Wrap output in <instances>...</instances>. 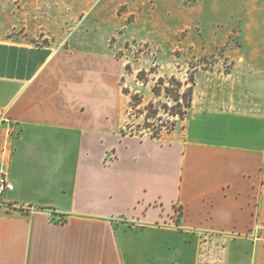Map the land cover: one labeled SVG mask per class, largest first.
Listing matches in <instances>:
<instances>
[{
    "label": "crops",
    "instance_id": "0c3cea01",
    "mask_svg": "<svg viewBox=\"0 0 264 264\" xmlns=\"http://www.w3.org/2000/svg\"><path fill=\"white\" fill-rule=\"evenodd\" d=\"M91 3L116 23L119 0ZM39 7L0 5V108L17 133L0 139L14 184L0 264H264V54L194 68L180 124L142 136L124 129L123 58L77 34L38 45L55 13Z\"/></svg>",
    "mask_w": 264,
    "mask_h": 264
},
{
    "label": "rangeland",
    "instance_id": "374dc122",
    "mask_svg": "<svg viewBox=\"0 0 264 264\" xmlns=\"http://www.w3.org/2000/svg\"><path fill=\"white\" fill-rule=\"evenodd\" d=\"M93 2L0 0V5L5 4L8 11L24 4L34 9L40 4L54 8L53 26L44 32L47 37L32 39L38 45L56 46L60 41L68 45L77 34L89 38L92 46L113 48L112 52L126 62L121 85L128 133L151 136L159 132L160 136L174 130L184 117L172 114L183 110L173 96L191 85L189 76L194 68L227 70L240 54H264V0H119L114 25L100 23L94 13L88 15L84 4ZM128 4L139 6V12L126 15ZM103 13L106 19L115 15ZM32 19L48 20L50 16L42 11L33 13ZM3 197L0 194V203Z\"/></svg>",
    "mask_w": 264,
    "mask_h": 264
},
{
    "label": "built area",
    "instance_id": "2783aa9c",
    "mask_svg": "<svg viewBox=\"0 0 264 264\" xmlns=\"http://www.w3.org/2000/svg\"><path fill=\"white\" fill-rule=\"evenodd\" d=\"M16 123L6 114L4 108H0V139H1V132L4 131L7 136H12L17 134L16 130ZM4 152V148L0 146V154L2 155ZM14 188V184L8 178L7 173L5 170L0 167V194H4L6 192L12 191ZM178 209L174 208V212L176 213Z\"/></svg>",
    "mask_w": 264,
    "mask_h": 264
},
{
    "label": "trees",
    "instance_id": "16d2710c",
    "mask_svg": "<svg viewBox=\"0 0 264 264\" xmlns=\"http://www.w3.org/2000/svg\"><path fill=\"white\" fill-rule=\"evenodd\" d=\"M174 79V78H171ZM189 81L191 83V85L181 94H176L175 96H173V100L176 102L178 107H183V110L177 111L172 113L173 115H177L179 116L181 119L184 117V115L187 112V109L190 107L191 104V97H192V87H193V75L189 76ZM180 86V83H178ZM166 91H169L168 88H165ZM179 101H182V105L179 104ZM151 137H159V132H154ZM61 216V215H60ZM63 219V217L61 216V220Z\"/></svg>",
    "mask_w": 264,
    "mask_h": 264
}]
</instances>
